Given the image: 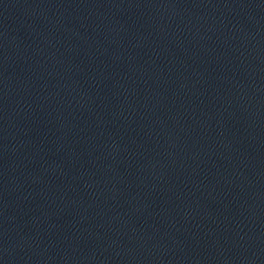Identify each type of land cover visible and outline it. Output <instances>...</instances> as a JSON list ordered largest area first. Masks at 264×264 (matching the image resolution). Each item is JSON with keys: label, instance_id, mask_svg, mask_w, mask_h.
Listing matches in <instances>:
<instances>
[{"label": "water", "instance_id": "water-1", "mask_svg": "<svg viewBox=\"0 0 264 264\" xmlns=\"http://www.w3.org/2000/svg\"><path fill=\"white\" fill-rule=\"evenodd\" d=\"M203 264H264V0H241L231 113Z\"/></svg>", "mask_w": 264, "mask_h": 264}]
</instances>
